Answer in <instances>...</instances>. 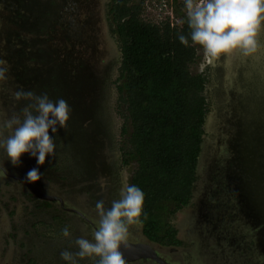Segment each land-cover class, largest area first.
<instances>
[{
	"label": "rangeland",
	"instance_id": "rangeland-1",
	"mask_svg": "<svg viewBox=\"0 0 264 264\" xmlns=\"http://www.w3.org/2000/svg\"><path fill=\"white\" fill-rule=\"evenodd\" d=\"M110 2L0 0V264H108V234L168 264H264V0L144 1L148 21L180 26L199 8L207 21L190 66L205 76L204 135L191 199L167 213L172 248L142 234L127 194L137 162Z\"/></svg>",
	"mask_w": 264,
	"mask_h": 264
},
{
	"label": "trees",
	"instance_id": "trees-1",
	"mask_svg": "<svg viewBox=\"0 0 264 264\" xmlns=\"http://www.w3.org/2000/svg\"><path fill=\"white\" fill-rule=\"evenodd\" d=\"M144 1L111 0L109 8L121 54L117 90L125 109V160L137 162L127 194L139 210L142 234L173 247L181 240L167 213L191 199L204 135L205 76L190 66L198 57L195 37L207 21L202 8L182 15L180 26L148 21ZM107 255L108 264L123 262Z\"/></svg>",
	"mask_w": 264,
	"mask_h": 264
},
{
	"label": "water",
	"instance_id": "water-1",
	"mask_svg": "<svg viewBox=\"0 0 264 264\" xmlns=\"http://www.w3.org/2000/svg\"><path fill=\"white\" fill-rule=\"evenodd\" d=\"M34 192L42 197H45L39 190L34 189ZM103 242L109 252L122 259L123 261H133L137 259H153L160 264H166L145 242H129L113 235H105Z\"/></svg>",
	"mask_w": 264,
	"mask_h": 264
},
{
	"label": "flooded vegetation",
	"instance_id": "flooded-vegetation-1",
	"mask_svg": "<svg viewBox=\"0 0 264 264\" xmlns=\"http://www.w3.org/2000/svg\"><path fill=\"white\" fill-rule=\"evenodd\" d=\"M24 183H25V185L27 186V188L30 190V191H32L36 196H38V197H40V198H43V199H48V200H53V199H56L55 198V196H52V195H48V194H46L44 191H42V190H40L39 188H37L36 186H34L29 180H27V179H25V178H23V179H21ZM34 189H36V190H39L45 197H42V196H40V195H38V194H36L35 192H34ZM58 200H60L59 198H58ZM105 236V235H104ZM103 236V237H104ZM146 243V242H145ZM148 244V243H147ZM150 245V244H149ZM151 246V245H150ZM169 247H171L172 248V246H169ZM173 247H175V246H173ZM151 248L154 250V252L162 259V260H164L165 261V259H163L160 255H159V253L151 246ZM144 260H148V261H150L151 260V262H152V264H160V263H158V262H156V261H154L153 259H149V258H145ZM166 262V261H165ZM145 264H148V262L146 261L145 262ZM166 264H168L167 262H166Z\"/></svg>",
	"mask_w": 264,
	"mask_h": 264
}]
</instances>
